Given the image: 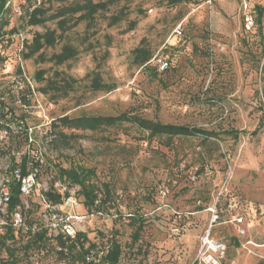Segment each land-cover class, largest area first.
<instances>
[{
    "label": "rangeland",
    "instance_id": "rangeland-1",
    "mask_svg": "<svg viewBox=\"0 0 264 264\" xmlns=\"http://www.w3.org/2000/svg\"><path fill=\"white\" fill-rule=\"evenodd\" d=\"M87 1L107 5L92 17L71 15L64 30L53 18L28 23L35 7L50 15ZM245 2L256 16L251 30ZM4 21L0 190L24 157L35 178L22 196L23 226L0 207V243L20 264H105L113 242L118 264H199L209 230L227 245L222 264H264V0H8ZM47 31L55 43L31 54ZM66 46L75 55L57 63ZM123 114L213 135L154 136L129 121L95 131L53 126L66 115ZM60 167L91 171L94 204ZM50 188L73 193L76 211L88 215L79 227L86 254L80 245L61 251L50 230L37 238L47 228L41 200Z\"/></svg>",
    "mask_w": 264,
    "mask_h": 264
},
{
    "label": "trees",
    "instance_id": "trees-1",
    "mask_svg": "<svg viewBox=\"0 0 264 264\" xmlns=\"http://www.w3.org/2000/svg\"><path fill=\"white\" fill-rule=\"evenodd\" d=\"M32 1V0H28ZM114 1V0H109ZM7 2L8 0H0V46L6 40L7 32L5 30L6 22L4 21V13L7 10ZM107 2H98L93 3L91 1H87L85 4H75L74 6L64 7L59 9L54 14L47 15V11L41 7H35L29 15L28 23L30 25H39L45 22L48 18L58 19L57 25L61 29H66L69 26V17L74 15L75 13L82 12L83 14L78 17H92L96 12L106 8ZM56 41V34L55 31H47L45 34H37L33 40L31 45V54L37 53L46 45H53ZM75 55V51L72 47L66 46L64 50L54 56V59L57 63H63ZM143 55V62L149 59V56L146 55V52L141 53ZM21 72V69L19 68ZM95 85L100 87V83L96 80ZM3 106V101L0 98V107ZM1 113V112H0ZM2 114H0L1 116ZM53 124L54 127H68L73 129H80V130H90L95 131L99 128L105 126H111L115 124H119L121 122L129 121L134 122L141 128L148 130L151 135H165L168 137H178V136H202L204 138H209L213 135V132L199 128V127H192L188 125H180V124H173V123H163L160 121H154L146 118L136 117V116H127L125 114L119 116H79L71 118L69 116H63L56 120ZM24 137L28 141L30 139L29 135V128L24 127L23 129ZM63 134H55L52 138V141H60L62 139ZM28 158L24 157L21 161L19 170L17 172L20 174V178H17L16 174L8 180V185L10 189V201H9V210L11 215L16 212V210L21 209L22 207V192H21V183L22 179L27 177L31 174L32 170L28 164ZM38 165V162H36ZM60 177L64 180H68L73 182L74 184H78L82 187L83 197L86 203L92 205L98 199V194L96 193L93 187H89L86 184L88 176H90L91 171L85 170L83 168H62L59 169ZM66 193H61L55 191L53 189H49L45 196L47 199L53 203H62L64 198L66 197ZM12 224V223H11ZM8 232L10 233V239L15 238V230L11 225L8 227ZM50 233L49 229H44L36 233L38 239H45L47 234ZM52 235V234H50ZM55 240L62 246V250H70L77 245H80V251L86 254L90 250V246L85 248V243L83 241H87L85 234L82 232H78L75 237L65 236L64 234L54 235ZM71 244H68V243ZM79 243V244H78ZM1 247H5L6 252L8 254L7 259H0V264H20L19 259L17 256L12 252L10 248H8L6 242H3ZM121 255V248L120 245L113 242L109 250L106 252L104 256V263L105 264H118L119 257ZM85 257V255H84Z\"/></svg>",
    "mask_w": 264,
    "mask_h": 264
},
{
    "label": "built area",
    "instance_id": "built-area-1",
    "mask_svg": "<svg viewBox=\"0 0 264 264\" xmlns=\"http://www.w3.org/2000/svg\"><path fill=\"white\" fill-rule=\"evenodd\" d=\"M244 10V22L247 29L251 30L256 25V16L251 11V5L247 2L243 4ZM161 62V61H160ZM162 66L166 64L161 62ZM17 178H20V174L17 172ZM35 185V178L32 174L22 179L21 192L22 196H28L33 190ZM66 193L62 203H51L46 196L42 197V205L44 209V217L46 220V227L55 233L56 235L64 234L65 236L75 237L80 231L79 227L86 223L88 215L86 213H79L76 211L80 202L73 193ZM10 189L8 181L4 182L0 190V207L6 209L9 206L10 201ZM14 222L16 226H23L25 223L22 209L16 210L13 214ZM219 215L214 214L211 220V226L217 223ZM237 223L243 222V218L240 216L235 217ZM203 248L205 251L200 258L199 264H222V259L226 253L227 245L225 243L216 241L211 238L210 230L203 238Z\"/></svg>",
    "mask_w": 264,
    "mask_h": 264
}]
</instances>
